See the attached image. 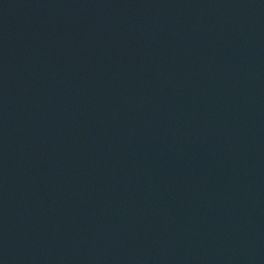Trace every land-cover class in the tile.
Wrapping results in <instances>:
<instances>
[{"label": "water", "instance_id": "1", "mask_svg": "<svg viewBox=\"0 0 264 264\" xmlns=\"http://www.w3.org/2000/svg\"><path fill=\"white\" fill-rule=\"evenodd\" d=\"M190 0H0V264H143Z\"/></svg>", "mask_w": 264, "mask_h": 264}]
</instances>
